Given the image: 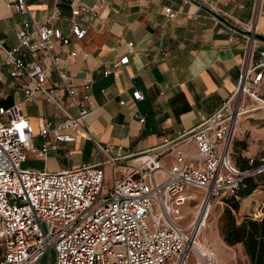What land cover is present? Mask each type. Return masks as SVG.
Segmentation results:
<instances>
[{"label":"built area","instance_id":"2783aa9c","mask_svg":"<svg viewBox=\"0 0 264 264\" xmlns=\"http://www.w3.org/2000/svg\"><path fill=\"white\" fill-rule=\"evenodd\" d=\"M4 2L16 12H28L30 19L22 23L17 45L6 47L0 41L5 53L0 58V80L6 76L27 80L21 88L26 101L43 94L64 115L56 114L53 120L40 117L36 131L20 103L0 107V264H44L45 255V264H191L193 257V264H215L211 244L206 245L208 253L196 247L215 200L239 198L249 180L264 175V149L259 159L250 158L244 168L232 159L233 143L244 133L241 118L252 110L264 112V96L259 92L264 74L258 70L264 61L250 67L244 63L233 95L194 128L145 152L117 155L91 131L88 118L100 109L93 102V78L81 86L74 84L57 51V45H74L68 56H89L75 48L88 33L78 17L93 19L97 5L72 6L65 34L61 26L51 23L62 16L59 6L39 22L26 0ZM166 14L168 19L176 17L171 7ZM38 51L48 61L30 58ZM129 60L127 53L112 66L117 69ZM52 73L57 81L47 87ZM57 90L63 91L66 101ZM245 96L254 100L252 106L245 104ZM132 97L143 100L144 94L136 89ZM140 121L145 117L140 116ZM78 134L93 139L98 161L58 171L23 167L29 152L46 156L61 143L75 142ZM191 142L197 148L196 164L188 157ZM171 153L176 154L175 162L162 164ZM125 159L120 182L104 189L107 164ZM191 200L197 208L187 221L184 207Z\"/></svg>","mask_w":264,"mask_h":264},{"label":"crops","instance_id":"0c3cea01","mask_svg":"<svg viewBox=\"0 0 264 264\" xmlns=\"http://www.w3.org/2000/svg\"><path fill=\"white\" fill-rule=\"evenodd\" d=\"M26 1L39 22H45L54 7L59 6L62 16L51 23L61 26L65 34L69 33L72 6L97 5L93 19L78 17L88 27V33L75 48L86 50L89 56H68L74 45H57V51L74 84L81 86L88 77L93 78V102L100 109L88 118L91 131L95 139L108 144L117 155L145 152L194 128L233 95L244 63L250 67L264 61V39L259 37L264 36V0ZM167 7L176 11L175 18H167ZM29 19L28 12H16L0 0V41L6 47L17 45L18 31ZM129 42H134L133 48ZM127 53L129 63L115 69L113 62ZM4 56L0 50V58ZM30 58L48 61L42 51ZM104 70L109 74L104 75ZM258 70L264 74V67ZM56 81V74L52 73L45 85L50 87ZM25 84L27 80L8 76L0 80V107L20 103L24 116L37 131L40 117L53 120L56 114L63 113L43 94L26 101L21 89ZM136 89L143 92V100L133 99ZM259 92L264 96V78ZM57 93L66 101L63 91ZM82 93L80 89L79 94ZM244 99L247 106L254 104L250 97ZM122 100L125 104H121ZM140 116L145 117L144 122ZM241 125L244 133L237 135L232 148V159L239 166L235 153L248 162L250 158L259 159L263 152L264 112H248L241 118ZM187 152L191 164H196L198 153L193 142ZM30 157L43 163L32 167L50 171L77 168L100 159L93 139L81 134L75 142L61 143L46 156L29 152ZM167 157H171V162H167ZM175 160L176 154L171 153L161 162L171 165ZM126 161L113 165L121 170ZM258 177H263L262 185L240 200L236 215L241 219L264 216V175ZM218 241L216 256L221 254L223 243L221 238Z\"/></svg>","mask_w":264,"mask_h":264},{"label":"rangeland","instance_id":"374dc122","mask_svg":"<svg viewBox=\"0 0 264 264\" xmlns=\"http://www.w3.org/2000/svg\"><path fill=\"white\" fill-rule=\"evenodd\" d=\"M235 160L237 162L239 161V156L235 153L234 154ZM167 162H171V157L166 158ZM43 163L40 160H33L31 157L23 163V167H32L36 166L40 167ZM122 179V173L120 169H116V167L113 164H107V173H106V181H105V187L104 189L108 190L111 188L114 184L120 182ZM262 179L263 177H257L254 183L257 185H262ZM259 188V186H257ZM260 189H263L262 186H260ZM195 201L200 195V192L195 193ZM191 200L185 207H184V214L187 218V221L191 220L193 218V215H195L194 209L196 207V202ZM217 202V203H216ZM220 202V203H218ZM222 202V203H221ZM227 201L221 200L220 198L215 200V204L213 206V210L210 214V219H209V225L206 230V237L208 238L204 242L200 241L197 243V248L201 250L202 252L207 251V247L204 245L211 244V247L213 248L215 254H216V248H219V241L218 239H222V250L221 254L217 255L216 257V263L215 264H251L249 257L245 253L244 246L243 244H236L233 246H230L226 244V242L223 239L222 236V215L224 213V210L226 207H228ZM237 220L240 222L242 219L236 215ZM202 237V236H201ZM205 237V235H204ZM216 242V243H215ZM216 246V247H215ZM218 258V259H217ZM48 255H45L43 258V263L45 264L47 262ZM196 259L193 257L190 261L191 264L195 263Z\"/></svg>","mask_w":264,"mask_h":264},{"label":"trees","instance_id":"16d2710c","mask_svg":"<svg viewBox=\"0 0 264 264\" xmlns=\"http://www.w3.org/2000/svg\"><path fill=\"white\" fill-rule=\"evenodd\" d=\"M238 163L242 168L247 166V160L242 157ZM253 181L249 180L247 186L240 190L239 198L226 199L229 205L222 215V236L230 246L243 244L251 264H264V216H245L240 222L236 218L241 198L250 195L258 186Z\"/></svg>","mask_w":264,"mask_h":264},{"label":"bare ground","instance_id":"6f19581e","mask_svg":"<svg viewBox=\"0 0 264 264\" xmlns=\"http://www.w3.org/2000/svg\"><path fill=\"white\" fill-rule=\"evenodd\" d=\"M217 203V202H216ZM208 225H209V222L207 221L206 222V227L203 229V233H202V237H201V239H200V241H202V242H204L205 240H207L208 238L206 237V230H207V228H208ZM204 235H205V237H204ZM200 241H198V242H200ZM197 242V243H198ZM197 243H196V245H197ZM204 245L206 246V244L204 243ZM197 247V246H196ZM207 247V246H206ZM198 249V248H197ZM199 250V249H198ZM216 255V254H215ZM217 257V256H216ZM218 259V258H217Z\"/></svg>","mask_w":264,"mask_h":264},{"label":"water","instance_id":"95a60500","mask_svg":"<svg viewBox=\"0 0 264 264\" xmlns=\"http://www.w3.org/2000/svg\"><path fill=\"white\" fill-rule=\"evenodd\" d=\"M259 37H261V38H263V39H264V36H259Z\"/></svg>","mask_w":264,"mask_h":264}]
</instances>
